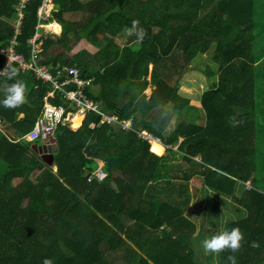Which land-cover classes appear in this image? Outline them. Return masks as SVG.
I'll use <instances>...</instances> for the list:
<instances>
[{"label": "trees", "instance_id": "trees-1", "mask_svg": "<svg viewBox=\"0 0 264 264\" xmlns=\"http://www.w3.org/2000/svg\"><path fill=\"white\" fill-rule=\"evenodd\" d=\"M42 1L25 2L15 35L20 0H0V49L12 46L15 54L31 62L29 41L39 24ZM53 3V18L43 23L54 20L62 31L42 38L35 65L54 75L58 69L76 67L81 78L92 79L84 94L119 120L131 118L137 130L98 126L96 114H84L55 128L53 164L45 163L26 137L35 135L34 124L51 84L37 79L31 69L10 64L18 71L16 79L26 84L27 102L15 109L0 104L5 130L23 137L14 142L0 134V264H43L46 258L53 264H230L229 255L236 257V264H264V193L256 185L254 145L255 67L262 59L256 57L257 0ZM75 13L80 15L77 21L64 17ZM133 20L147 33L141 43L127 35ZM211 47L216 69L205 71L208 87L196 101L180 96V79L195 57ZM6 63L0 55V69ZM211 80L217 84L210 88ZM13 82L0 75V89ZM148 86L154 87L149 97L144 94ZM3 98L0 90V101ZM50 101L73 110L58 92ZM193 110L204 114V125L182 122L165 134L169 113ZM231 116L236 117L235 126ZM92 122L94 129L89 128ZM138 131L159 138L167 155L163 147L150 149ZM180 137L184 140L173 150ZM177 154L187 163L199 155L202 186L239 208L224 226L243 232L238 252L205 257L195 223L186 214L189 176L184 174L177 187L172 183L174 203L156 196L154 182L168 178ZM97 161L104 163L105 179L87 182L85 171H94ZM246 182L251 188L236 195L235 188ZM253 241L258 248L250 246Z\"/></svg>", "mask_w": 264, "mask_h": 264}, {"label": "built area", "instance_id": "built-area-1", "mask_svg": "<svg viewBox=\"0 0 264 264\" xmlns=\"http://www.w3.org/2000/svg\"><path fill=\"white\" fill-rule=\"evenodd\" d=\"M26 1L27 0H20V5L17 9V20L14 24L15 35H17L19 32V25L22 19L21 9L24 8V4ZM50 10V5H48L47 0H43L41 6L37 10L39 24H37L36 26V32L34 36L29 41L32 48L31 62H25L22 56L15 54L12 46L7 49H0V55H3L6 58L8 64H12L13 62H15L18 64V67L22 71L31 69L33 70L37 79H41L43 82H48L51 84V90L47 93L45 103L34 124V132L39 137L42 145H51V142L54 139L55 128L57 126H66L67 124L72 123L74 118L83 116L84 114L88 113H94L100 118L98 125H117L122 131L133 129L132 119L119 120L116 114H108L104 112L103 110H101V107L97 102L89 99L84 94L83 89L91 84V80L82 79L80 77L79 70L76 67L58 69L55 71L56 74L54 75L53 73H51L50 69L45 67H38L35 65L34 58L40 50L42 38L44 37L42 29L49 24H44L43 22L48 19V13H50ZM14 39L15 37L13 38L11 44H14ZM7 63L0 69V71H3L6 68ZM64 74V79L62 81H59L58 78ZM69 86H72L73 88L67 89V87ZM56 92H58L66 102H69V105L73 107V110L67 111L64 106H55L52 104V102H50V99L54 98ZM95 126L96 124L93 122L89 124L90 129H94ZM0 132L2 134H5L2 128L1 119ZM147 134L148 133L146 131H138V135L144 140L148 141V143L150 144V149L152 141H155L163 147L162 142L159 141L158 138H149L147 137ZM9 138L14 140V142H17L23 137L15 138L12 136ZM85 174L87 182H92L93 180L102 182L105 179L103 163H99V166L97 165L96 169L92 172L85 171ZM246 188L250 189L251 187L246 184Z\"/></svg>", "mask_w": 264, "mask_h": 264}, {"label": "crops", "instance_id": "crops-1", "mask_svg": "<svg viewBox=\"0 0 264 264\" xmlns=\"http://www.w3.org/2000/svg\"><path fill=\"white\" fill-rule=\"evenodd\" d=\"M261 2H263V6H264V0H257L256 4L258 6H260ZM67 15H68V17H65V18L66 19H70V17H72L74 15H79V14L75 13V14H67ZM79 17H80V15H79ZM74 21H77V20L75 19ZM52 22H56V21L53 20ZM48 23H51V22H48ZM59 26H60L61 31H62V27H61L60 24H59ZM186 76L190 77V74L186 75ZM185 78H187V77H185ZM184 80L185 79H182V78L180 80L178 94L180 96L184 97V98H187V99H195V101L198 100L201 97L202 93L206 90V88L204 87V89H201V87L193 86L194 85L193 82H190V83H186L184 85L187 88L186 89L187 91H186V90L181 88ZM91 81H92V79H91ZM202 82H204V80H202ZM210 82H213V83H211L210 88L217 84V82L215 80H211ZM198 85H199V83H198ZM90 86H91V84L89 86H87V87H90ZM189 86H191V89H189ZM195 87H197V88H195ZM91 88L93 89V91L96 90L93 87H91ZM151 88H152L151 86H148L147 89L144 91V94L147 97H149L150 94H151V91H152ZM49 91H47V93ZM47 93H46V97L43 100V105H44L45 100L47 98ZM94 102H96V101H94ZM97 103L100 105L99 102H97ZM43 105H42V107H43ZM196 111L197 110H193L190 113H187V112L186 113H180L178 111L172 112V113H175V117L174 116L172 117V122H174L175 128L177 127V125H179L182 122H188V123L193 122L194 124H202V125H204L205 124V116H204V114H202L200 112L198 114V112H196ZM22 116L23 115L20 114L19 118H21ZM180 116L183 117V118L179 119ZM126 120H129V119H126ZM1 121H2V119H1ZM4 124L5 123L2 122V128L4 130V133L6 135L8 134L7 135L8 137H12V136L15 137V138L22 137L18 133H15L13 130H9L8 129V131L10 132V133H8L5 130V128H4ZM256 128H258V129L256 130ZM260 132H264V126H262V125L259 126L256 123V125H255V144H256V140L259 139V137H260ZM0 134H2V133L0 132ZM262 138H264V133L262 134ZM183 140L184 139L180 137L178 139V143L180 144ZM174 150H176V149H174ZM178 156L180 157V155L179 154L176 155V161L177 160L178 161L183 160V162L185 163L184 169L182 171L178 167H177L176 170L175 169H171L170 173L168 172V174H166V176L168 178L165 177L166 180H162V182H160L156 186V188L158 189L159 194H162V195L165 196V197L161 196L163 200L165 199V201H167L169 204L174 203V200L176 198L177 192L175 190V185H174V189H172V187H173L172 183L175 184V182H176V185H177L180 181L185 180L184 174L189 176L187 178V180H188L189 191H190V194H191V200H190L189 206H188V208L186 210V214L191 216L190 218L195 223V226H196V235H195V237L199 239V244L201 246V243L204 240V237L200 238L199 236H200V234L202 232H203L202 234H204L206 232L205 230L207 229L209 216H218V217H212V218H218V219H215L216 223L214 224V226H216V227L213 230H215V229L218 230V228L220 230V228H222L223 224H226V222L224 221L225 207L227 208V205L230 204V208L233 209V208H235L236 205L234 206V204L231 203L226 197H222L221 195H218V194L214 193L213 191H211L209 189H206L204 186H202L203 169L200 167V161L201 160H200V156L199 155H197L196 157L192 158V161H193L192 163H187L186 161H184V159H181ZM255 166H256V164H255ZM256 169H257V166H256ZM55 170H56V167H55ZM88 172H90V171H88ZM255 172H256V170H255ZM257 177H259V176L256 175V178ZM249 185H251L250 182H249ZM258 186H260V184H258ZM258 186H257L258 190L264 193V189H261ZM245 188L246 187L243 184H239L235 188V194L236 195L242 194L243 191L245 190ZM211 214H213V215H211ZM214 214H216V215H214ZM221 216L223 217V220H221ZM197 219H199V221ZM205 220H208V221L205 223L204 222ZM201 222H203V223H201ZM196 246L198 248H200L198 245H196ZM201 248L203 249V247H201Z\"/></svg>", "mask_w": 264, "mask_h": 264}, {"label": "rangeland", "instance_id": "rangeland-1", "mask_svg": "<svg viewBox=\"0 0 264 264\" xmlns=\"http://www.w3.org/2000/svg\"><path fill=\"white\" fill-rule=\"evenodd\" d=\"M47 1H48V5H50V9H51L50 13H48V16H49L48 18L51 19V18H53L52 12L54 11L55 6L53 3V0H47ZM64 17H68V15L64 14ZM70 19L72 21H74L75 19L78 20L79 15H74V16L70 17ZM256 24H257V27L260 26L259 29L257 30V34H256V37H257V40H256V42H257V44H256V48H257L256 57H259L262 59H261V61H259L258 65L255 67V83H256V91H257V98H256L257 102H256V108H255V115H256L257 124L259 126L260 125L264 126V6H263V2H261L260 6H259V11L257 13V18H256ZM51 26H52V28H50ZM52 32L57 33V34H53ZM42 33H43L44 37L59 36L61 34V28L59 27V31H57L56 22L51 21V23H49L45 28L42 29ZM116 41H117V43L121 42L118 40H116ZM124 42L127 43V41H124ZM124 42H121V44L122 45L125 44ZM134 44L135 43H131V45H134ZM213 53H214V48L211 47L205 54L198 55L195 57V59L191 62V67H192L191 70H189L185 75L182 76V79H185L183 81L182 86H181L182 89L186 90L187 88L184 85L186 83H190V82H193V84H194L193 86L201 87V89L203 87H205V88L208 87L207 86L208 82L206 80V75H205L206 72L205 71H206L207 67H212L213 71H215V69H216V66L211 65V59H212ZM150 70H151V66H149V71ZM189 74H190V77L186 76ZM149 77L150 76L147 77L148 80H149ZM185 77H187V78H185ZM202 80H205V82H202ZM198 83H199V85H198ZM179 84H180V81H179ZM153 88L154 87H152L151 89L153 90ZM195 88H197V87H195ZM189 89H191V86H189ZM178 90H179V88H178ZM192 100H195V99H192ZM169 114H171V115H170V119H169L168 124H167L166 129H165L166 135L171 134L175 130V124H174V122H172V117L173 116L175 117V113L171 112ZM182 118L183 117H181V116L179 117V119H182ZM112 127L120 129V127L117 125H112ZM133 128H135L137 130V127L135 125L133 126ZM257 129L258 128H256V130ZM263 133L264 132H260V137H259V139L256 140V144H255V135H254V145H255V149H256V158H255L256 163L255 164L257 166L255 174L259 176V177H257L258 179L256 181V185L260 184V186H258V187H260L261 189H264V138H262ZM147 137H149V138L153 137L154 138V136L151 135L150 133L147 134ZM26 138L28 140L32 141L33 144H37L39 146L42 145V142L39 140V137L36 134L33 136H28ZM155 138H157V137H155ZM159 141H160V139H159ZM178 146H180V144L178 143V140H177V142H175V144L173 145V148L178 151ZM152 147H154V145H152ZM154 148L158 149V147H154ZM165 152L166 151H164V155H167V153H165ZM179 158H181V157H179ZM98 166H99V163H98ZM171 166H172L171 167L172 169L176 170L178 167L182 171L185 167V163L183 162V160H180V161L177 160L176 161V159H175V161L171 162ZM52 169L55 171L54 166L52 167ZM154 183L156 184L155 186H157L160 182L158 181V182H154ZM246 184H248V186L251 187V185H249V182H246L244 184L245 187H246ZM176 187H177V185H176ZM156 196L161 198V199H162L161 196L165 197L164 195L159 194V192L156 193ZM238 210H239V208L237 206H235V208L231 209L230 204H228L227 208L225 207L224 221L227 223V222H229L231 216L232 217L237 216L240 213V211H238ZM211 215H213V214H211ZM214 215H216V214H214ZM212 217H218V216H209V221L207 220L208 225H207L206 232L204 234H202L201 236H199L200 238H203V237H204V239L210 238L212 235H214L215 233H217L219 231V228H218V230L217 229L213 230L216 227V226H214V224L216 223L215 219H218V218H212ZM221 220H223L222 216H221ZM224 226H225V224H223L222 227H224ZM194 248L196 251V256L198 258H200L201 257L200 248H198L197 246ZM207 255L208 254H206L205 257ZM205 257L202 259V261L205 260ZM199 261H201V260H199ZM213 262H215V260H213Z\"/></svg>", "mask_w": 264, "mask_h": 264}, {"label": "clouds", "instance_id": "clouds-1", "mask_svg": "<svg viewBox=\"0 0 264 264\" xmlns=\"http://www.w3.org/2000/svg\"><path fill=\"white\" fill-rule=\"evenodd\" d=\"M146 31L139 26L138 20H133L131 23V27L127 30L128 36H135L136 43H141L145 39ZM0 75L6 77L7 80H14L15 82L8 84L5 83L3 88L0 89L4 93V98L0 101L5 108L15 109L23 104L26 101V84L24 81L20 79H16L18 76V71L16 68L11 67L10 64L7 63L6 68L3 71H0ZM203 89V88H202ZM229 121L235 126L237 123L236 117H229ZM99 126V125H98ZM166 148L163 146V151ZM174 150V148L172 147ZM98 163H103L101 161H97ZM104 165V163H103ZM245 237L243 232L239 227H233L230 230L227 228H220V230L212 235L210 238H206L202 241V247L205 254H220L225 251H231L232 253H236L240 250L242 246V241H244ZM251 247L258 248L259 243L253 241L250 245ZM227 261L230 264H236V257L234 255H229L227 257ZM43 264H53L51 259L46 258L43 261Z\"/></svg>", "mask_w": 264, "mask_h": 264}, {"label": "water", "instance_id": "water-1", "mask_svg": "<svg viewBox=\"0 0 264 264\" xmlns=\"http://www.w3.org/2000/svg\"><path fill=\"white\" fill-rule=\"evenodd\" d=\"M32 148L35 150V152H37L40 155L41 159L45 163L49 165L53 164V155L56 152V145L54 144V140L51 142V145L49 146H45V145L39 146L37 144H33Z\"/></svg>", "mask_w": 264, "mask_h": 264}, {"label": "bare ground", "instance_id": "bare-ground-1", "mask_svg": "<svg viewBox=\"0 0 264 264\" xmlns=\"http://www.w3.org/2000/svg\"><path fill=\"white\" fill-rule=\"evenodd\" d=\"M58 26H59V24H58ZM60 27V26H59ZM50 28H52V26L50 27ZM77 118V117H76ZM76 118H74V120L76 119ZM73 122V121H72ZM152 145H154V147H158V149L156 150V151H162V146H160L158 143H156L155 141H152V143H151V146ZM154 147H152V150L154 149ZM154 151V150H153Z\"/></svg>", "mask_w": 264, "mask_h": 264}, {"label": "snow or ice", "instance_id": "snow-or-ice-1", "mask_svg": "<svg viewBox=\"0 0 264 264\" xmlns=\"http://www.w3.org/2000/svg\"><path fill=\"white\" fill-rule=\"evenodd\" d=\"M153 150H154V151H156L157 149H156V148H154Z\"/></svg>", "mask_w": 264, "mask_h": 264}]
</instances>
